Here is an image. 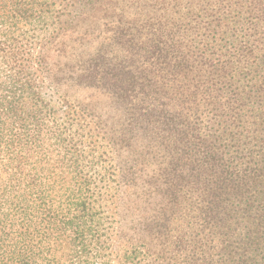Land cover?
Returning a JSON list of instances; mask_svg holds the SVG:
<instances>
[{"label": "trees", "instance_id": "obj_1", "mask_svg": "<svg viewBox=\"0 0 264 264\" xmlns=\"http://www.w3.org/2000/svg\"><path fill=\"white\" fill-rule=\"evenodd\" d=\"M48 1L0 0V61L9 70L0 82V264H65L69 251L106 243L80 185L65 213L29 199V180L39 187L50 169L30 161L45 124L23 102L41 95L30 90L38 75L21 62L19 45L44 30L64 48L43 49L41 65L83 60L93 32L82 30L103 21L112 27L77 82L120 99L111 114L103 109L120 127L97 121L129 155L112 156L130 241L118 264H264V0H78L56 26ZM21 24L34 32L17 35ZM147 142L158 151H144ZM147 155L155 164L149 180L140 167ZM175 220L188 222L181 252Z\"/></svg>", "mask_w": 264, "mask_h": 264}, {"label": "rangeland", "instance_id": "obj_2", "mask_svg": "<svg viewBox=\"0 0 264 264\" xmlns=\"http://www.w3.org/2000/svg\"><path fill=\"white\" fill-rule=\"evenodd\" d=\"M48 3V17L54 14L48 23L54 21L55 26L58 25L56 20L59 16L58 21H65L69 16L62 14L77 11L79 7L78 0H49ZM79 13L83 15L82 18H86L85 15L88 14L93 16L90 12L80 11ZM59 25L66 29L67 23ZM70 26H73L75 31H79L75 23ZM111 27L110 22L103 21L100 27L93 22V27L88 24L82 30L92 31L93 40L88 39L91 42L87 45L92 47L89 51L83 50V55H81L83 60L79 61L77 54H74L69 58H58L57 61H48L47 64L41 65L38 60L43 49L61 50L64 48L58 43V39H45L44 30L34 43L19 40V45H22L21 62L31 65L28 67L29 71L35 72V76L38 75L37 82L34 84L39 86L34 85L30 90L38 91L41 95L39 99H35L34 95L27 93L23 102L32 111L30 119L32 116L39 115L45 124V138L43 143H40L41 149L35 148L36 153L32 152L30 161L41 166L39 160L44 159V166L50 169L44 178V183L39 187L29 180V199L35 203L46 204L48 208L54 205L65 207V211L61 210L65 213L66 207H75V203L81 198V193L73 189L76 185H80L84 193L82 198L88 200L90 209L88 213L92 214V217L95 214V217L102 219L101 233L103 239L106 240L105 245L99 251L93 247L86 248V250L76 248L73 252L69 251L70 257L68 255L64 257L65 264H118L130 243L127 237L128 231L125 230L124 213L121 209L122 184L112 158L114 153L126 154L128 157L129 155L123 152L124 147L122 146L124 145L117 146L105 139L104 133H100L97 125V121L101 119L106 122L107 130L112 128L110 126L120 127L117 119L113 121L112 118L107 117L106 113H103V109H108L111 114L112 105L120 104L111 100L120 99L104 87H97L94 84L87 86L77 82V76L85 69L83 67L85 61L88 57H93V55L90 56L91 53L101 45L107 37L106 29ZM25 30H30L29 34L34 32L32 27L21 24L17 35ZM68 44L70 45L69 41ZM7 69L0 61V82L6 80V74L9 71ZM57 70L59 72L56 74ZM108 93L113 96L111 99L108 98ZM84 108L89 110L85 111ZM99 114L104 116L98 117ZM82 137H84L85 144L78 143ZM149 144L150 142H147L143 145L144 151H158L156 143ZM151 156L147 155L148 158H143L144 163L140 165L142 177L145 180L150 179L155 165L147 164L151 158H154ZM142 183L153 187L157 185L153 181L150 184L142 180ZM39 191L42 192L41 197ZM174 222L176 225L172 231V242L173 246L181 243L182 246L177 250L181 252L189 245L185 241L190 237L187 232L188 222L177 220ZM69 252L66 251L65 254ZM151 260L152 258H148L146 264L151 263Z\"/></svg>", "mask_w": 264, "mask_h": 264}]
</instances>
